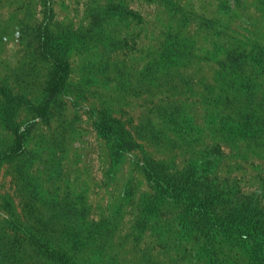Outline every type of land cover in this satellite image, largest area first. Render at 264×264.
Here are the masks:
<instances>
[{"label": "rangeland", "instance_id": "rangeland-1", "mask_svg": "<svg viewBox=\"0 0 264 264\" xmlns=\"http://www.w3.org/2000/svg\"><path fill=\"white\" fill-rule=\"evenodd\" d=\"M0 264H264V0H0Z\"/></svg>", "mask_w": 264, "mask_h": 264}, {"label": "trees", "instance_id": "trees-1", "mask_svg": "<svg viewBox=\"0 0 264 264\" xmlns=\"http://www.w3.org/2000/svg\"><path fill=\"white\" fill-rule=\"evenodd\" d=\"M69 64L65 59H60L56 61L55 73L50 81V92L56 91L64 82L65 76L68 73ZM18 103H22V100H19ZM44 112V107L40 108ZM16 142L18 149L22 147V140L19 134L16 136Z\"/></svg>", "mask_w": 264, "mask_h": 264}]
</instances>
